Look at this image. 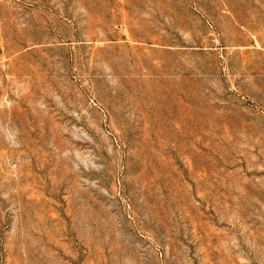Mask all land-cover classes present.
I'll list each match as a JSON object with an SVG mask.
<instances>
[{
	"label": "rangeland",
	"instance_id": "rangeland-1",
	"mask_svg": "<svg viewBox=\"0 0 264 264\" xmlns=\"http://www.w3.org/2000/svg\"><path fill=\"white\" fill-rule=\"evenodd\" d=\"M0 264H264V0H0Z\"/></svg>",
	"mask_w": 264,
	"mask_h": 264
}]
</instances>
